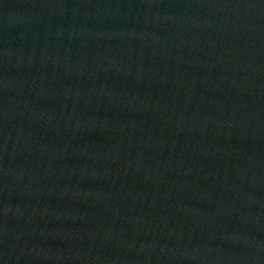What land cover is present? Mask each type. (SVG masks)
I'll return each instance as SVG.
<instances>
[{
	"label": "water",
	"instance_id": "water-1",
	"mask_svg": "<svg viewBox=\"0 0 264 264\" xmlns=\"http://www.w3.org/2000/svg\"><path fill=\"white\" fill-rule=\"evenodd\" d=\"M0 264H264V0H0Z\"/></svg>",
	"mask_w": 264,
	"mask_h": 264
}]
</instances>
